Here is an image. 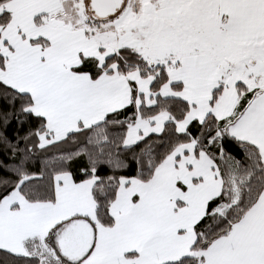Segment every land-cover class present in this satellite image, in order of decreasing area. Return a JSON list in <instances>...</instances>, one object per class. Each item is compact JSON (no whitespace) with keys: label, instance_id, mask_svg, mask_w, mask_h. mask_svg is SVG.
<instances>
[{"label":"snow or ice","instance_id":"snow-or-ice-1","mask_svg":"<svg viewBox=\"0 0 264 264\" xmlns=\"http://www.w3.org/2000/svg\"><path fill=\"white\" fill-rule=\"evenodd\" d=\"M4 264H264V0H0Z\"/></svg>","mask_w":264,"mask_h":264},{"label":"trees","instance_id":"trees-1","mask_svg":"<svg viewBox=\"0 0 264 264\" xmlns=\"http://www.w3.org/2000/svg\"><path fill=\"white\" fill-rule=\"evenodd\" d=\"M5 260H8L10 262L11 258L6 257L3 252H0V264H4Z\"/></svg>","mask_w":264,"mask_h":264}]
</instances>
